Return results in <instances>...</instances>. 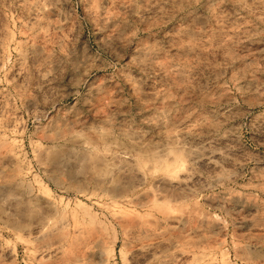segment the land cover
Instances as JSON below:
<instances>
[{
    "label": "rangeland",
    "instance_id": "374dc122",
    "mask_svg": "<svg viewBox=\"0 0 264 264\" xmlns=\"http://www.w3.org/2000/svg\"><path fill=\"white\" fill-rule=\"evenodd\" d=\"M0 264H264V0H0Z\"/></svg>",
    "mask_w": 264,
    "mask_h": 264
}]
</instances>
